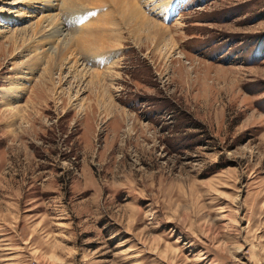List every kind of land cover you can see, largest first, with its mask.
<instances>
[{
	"label": "rangeland",
	"instance_id": "rangeland-1",
	"mask_svg": "<svg viewBox=\"0 0 264 264\" xmlns=\"http://www.w3.org/2000/svg\"><path fill=\"white\" fill-rule=\"evenodd\" d=\"M61 3L0 0V264H264V0Z\"/></svg>",
	"mask_w": 264,
	"mask_h": 264
},
{
	"label": "bare ground",
	"instance_id": "bare-ground-1",
	"mask_svg": "<svg viewBox=\"0 0 264 264\" xmlns=\"http://www.w3.org/2000/svg\"><path fill=\"white\" fill-rule=\"evenodd\" d=\"M76 1L78 0H62L61 7H62V12H64V15H68L69 17L74 18L73 13L78 12L79 10H82L81 8H79L80 6L78 7V4L75 3ZM100 1L103 2V4L99 6H102V7L106 6L107 10L103 12L101 15L99 14L98 17L95 18V20H100V22L104 21V23L102 24L98 23L96 25L97 29H103V30L106 29L107 31L111 29L113 30L115 29L117 32L118 30L122 32L123 31L127 32V30L129 31L130 29L128 27L133 26L135 29L142 30V31H144L145 29H149L151 32L150 34H152V38L155 39L156 37V34H155L156 31L154 29L155 21L152 19L150 20L148 18H145V19L143 18L141 8L137 5L136 0H100ZM95 24H96L95 21L93 23L90 21L83 26L79 24L78 25V35H76L75 34L76 32L73 31L75 28H72V30L68 28L69 30H71V33H73V35H70L69 42L65 45L64 49H62L59 53L62 54L67 49H69L71 45L72 46L75 45L77 48H80L79 51L81 53L88 51V50H91L90 52H92L94 48L97 49V50H94V53L95 51H97L98 53L99 51L101 52L102 50L101 47H99L96 42L94 43V41L97 40V37L95 34H93L91 30V28L95 26ZM99 26H102V27L99 28ZM63 30L64 29L61 28L58 23L57 26L54 28L53 33L56 34V33L62 32ZM120 31L118 33H120ZM110 33L108 34V32H106L104 33V36L102 35L101 36L106 39H109L110 37L114 36V33H111V34ZM115 38H116V35H115ZM99 74L100 72L96 70H93L92 72V76L95 79L100 78Z\"/></svg>",
	"mask_w": 264,
	"mask_h": 264
}]
</instances>
